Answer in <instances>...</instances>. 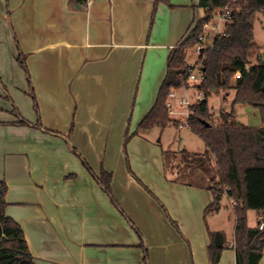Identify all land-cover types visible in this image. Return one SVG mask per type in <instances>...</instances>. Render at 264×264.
<instances>
[{
	"label": "crops",
	"instance_id": "crops-1",
	"mask_svg": "<svg viewBox=\"0 0 264 264\" xmlns=\"http://www.w3.org/2000/svg\"><path fill=\"white\" fill-rule=\"evenodd\" d=\"M199 2L0 0V181L34 264H211L216 233L217 264H236L230 199L205 214L211 192L169 170L165 128L135 133Z\"/></svg>",
	"mask_w": 264,
	"mask_h": 264
},
{
	"label": "trees",
	"instance_id": "trees-1",
	"mask_svg": "<svg viewBox=\"0 0 264 264\" xmlns=\"http://www.w3.org/2000/svg\"><path fill=\"white\" fill-rule=\"evenodd\" d=\"M74 5H83L85 0H68ZM168 4L169 0H154ZM204 16L197 21L182 43L173 47L167 59L165 76L159 86L153 106L138 124L135 133L153 127L161 129L168 126L177 128V122L168 115L167 95L172 89H179L194 65L186 63V51L194 47L202 33V25L211 20L214 10L228 8L229 22L223 34L216 35L210 46L203 48L196 65L204 75L198 86L205 100L195 103L188 119V129L205 144L203 153H191L185 149L178 154L180 162L177 175L185 171H198L200 184L204 183L211 192L212 201L205 207V214L217 212L221 208L223 196L236 200L233 213L235 217L233 248L236 264H258L264 250V227L259 229L247 224L248 212L263 215L264 220V64H249L250 58H260L264 48L253 42L251 19L254 13L264 10V0H200ZM17 61L29 82L24 59L19 55ZM234 89L229 111H220L218 118L211 116L208 97L212 93H227ZM33 107L36 102L30 94ZM248 105L259 112L261 126L250 127L237 121L234 106ZM17 114V111H15ZM18 124L26 125L20 119ZM128 135L124 138V147ZM172 154L166 150V159ZM175 156V155H174ZM109 173L101 170L98 181L104 191L110 194ZM7 187L0 181V264H34L18 223L5 215V195ZM222 248L212 241L208 246L211 264H217Z\"/></svg>",
	"mask_w": 264,
	"mask_h": 264
},
{
	"label": "rangeland",
	"instance_id": "rangeland-1",
	"mask_svg": "<svg viewBox=\"0 0 264 264\" xmlns=\"http://www.w3.org/2000/svg\"><path fill=\"white\" fill-rule=\"evenodd\" d=\"M199 11L201 13L203 12V8L200 7V5H199ZM211 23H217V18L214 17L211 20ZM251 23L253 27V42H255L258 45H264V10L254 13L251 19ZM206 33H208L211 37L216 35V32L211 29H208ZM211 41L212 39L206 38L204 44L206 46H210ZM254 59L255 56L250 58L249 63L254 62ZM197 60H198V55L195 52V48L194 47L188 48L186 51V63L188 65H194L196 64ZM233 96H234V89L228 90L227 93H223V92L212 93L210 97H208V107L209 109H211L209 110L211 116L217 119L220 111H229ZM234 112L236 114V118L245 125L250 127L258 126L260 121V116L256 108L248 105L236 104L234 106ZM177 128L174 126H168L165 129H163L161 133V145L163 146V148L165 149L167 148L169 149V151L172 152V154L168 158L169 166H170L169 170L175 173L178 171L177 169L180 168H177L178 165L176 166L174 159H176L177 163L179 164L180 156L178 153L181 150L185 149L186 151L191 153H203L204 150L206 149L204 142L199 137H197L192 131H190L187 128L186 129L185 128L177 129ZM158 138H160V134L156 136V139ZM187 176L188 175L186 176L183 175L184 178L190 179Z\"/></svg>",
	"mask_w": 264,
	"mask_h": 264
},
{
	"label": "built area",
	"instance_id": "built-area-1",
	"mask_svg": "<svg viewBox=\"0 0 264 264\" xmlns=\"http://www.w3.org/2000/svg\"><path fill=\"white\" fill-rule=\"evenodd\" d=\"M214 17L217 18V23H211V20ZM211 20L203 23L202 25V33L198 36L197 43L194 46L197 55L201 53L203 48L207 47L204 44L206 38L213 39L216 35L223 34L225 24L229 22L228 8L225 6L214 10ZM208 29L215 31L216 35L211 37L208 33H206ZM257 62L264 64V55L258 59L255 58L254 62L247 64L246 68H249L250 65ZM203 80L204 75L198 65L194 64V69L190 71L185 84L179 89H172L167 95L166 108L168 115L177 122V127L179 129L188 128V119L192 113L191 107L195 103H200L205 100L203 92L196 87L200 85ZM229 199L231 204H236L235 199ZM257 226L259 229L264 227L263 215L259 216Z\"/></svg>",
	"mask_w": 264,
	"mask_h": 264
},
{
	"label": "water",
	"instance_id": "water-1",
	"mask_svg": "<svg viewBox=\"0 0 264 264\" xmlns=\"http://www.w3.org/2000/svg\"><path fill=\"white\" fill-rule=\"evenodd\" d=\"M214 243L217 247H221V240L219 239V236L217 233L215 234V237H214Z\"/></svg>",
	"mask_w": 264,
	"mask_h": 264
}]
</instances>
